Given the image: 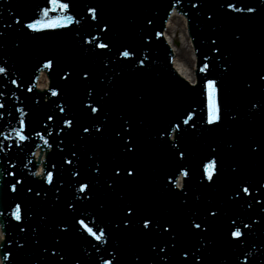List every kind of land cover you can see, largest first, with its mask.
Instances as JSON below:
<instances>
[{
    "label": "water",
    "instance_id": "1",
    "mask_svg": "<svg viewBox=\"0 0 264 264\" xmlns=\"http://www.w3.org/2000/svg\"><path fill=\"white\" fill-rule=\"evenodd\" d=\"M18 1L23 2V6ZM77 1L79 0H65L70 5L66 14L80 18L89 17L90 20L91 14L87 11L88 7L96 8L98 13V20H92L95 29L88 34L84 32L86 26L77 25L78 28L74 33L80 36L83 43L85 39L87 41L90 38V34L96 35L99 33L103 23L107 22V14L114 11L113 4L115 0H80V6L75 3ZM180 1L182 2L181 9L188 14L190 19L191 34L200 58L199 65L201 69L204 64L209 66L207 70L202 71L199 75L201 78L199 77L198 86H188V89L185 88L186 91L181 90V92L177 91L180 90L177 87L172 92L169 80L164 72H156L155 68L154 72L152 70L145 71V64L139 67L134 66L129 59L121 60L117 53L109 57L112 58L111 62L117 64L116 69L125 71V75L138 81L134 84V87L132 85L133 79L126 78L125 80V77H121L122 81L128 82L129 86L132 85L130 93L128 91L124 92V95L128 93V95H131V97L126 96V100L123 102L128 105L125 113L131 114V112L136 111L143 114L142 127L144 124H148L149 121L153 122L156 118L153 115L157 114L160 120L159 125L162 126L161 135L157 136L158 140L153 142L150 147L153 148L155 143L158 146H155V149L149 155L146 154L148 149H145L143 153H138L140 156L137 162L128 163V158L135 159L133 153L125 154L118 162L122 169L121 176L119 179V176L115 175L113 179L117 180V186L125 187L128 190V195L134 198L130 199L121 194L120 198L122 200L113 207L112 218L109 216L99 217L108 203L104 207L98 204L99 198H106V195L103 192H101L102 194L98 192L101 181H94L96 172L92 170L93 168H90V174L88 175L90 192L86 194L77 191L79 183L87 180L84 176L88 163L85 156L80 153L79 156L73 158V161L80 159L78 163L73 162L79 168L78 170L73 165H71V168L68 166L63 167L62 161L59 164V169L48 162L49 168L53 170L55 181L51 184H47V181H41V185L38 186V197H36L37 192L32 191L30 194L26 189L27 187L24 186L25 190H18L22 197H18V194L15 196L12 193L3 201L1 198L3 192L0 190V205L4 206L6 203H11V208L15 201L20 200L22 216V219L17 221L12 216L10 209L1 211V224L6 234V239L2 243V253L3 255L6 253L5 256L8 257L5 259L6 264H77V261H79V264H102V260H111L112 264H136L137 262L139 264H157L156 260L147 257L146 245L142 246L139 239L142 236V229L138 227V223H141L142 218L152 217L156 222L158 216H161L164 211L161 207L162 199L154 194V189L147 193V185L158 187L160 192L164 191V199L167 197L169 205L172 207V223L175 224L176 231L172 233L169 239L176 240L177 234L181 233V238L176 240V242L183 245L180 255L177 254L180 264H264V193L256 190V188L264 185V152L260 151V145L264 144V80H261V77H264V2L251 0L248 6L257 9L255 15L251 13L234 15L229 14L231 10L226 12L221 7V0ZM15 2L21 6L20 11H26L29 20L34 19L36 15L39 16L37 5L40 8L41 5H44L43 8L51 7L47 0H15ZM121 2L125 4L130 2L126 6V12L131 14V20L127 21L129 25L123 42H130L132 46L135 42H141L142 52L134 55V58L140 56L145 60L146 55H148L149 40L152 43L155 42L153 34L155 35L161 27L172 0H122ZM233 2H236V0H233ZM157 7H159L158 10ZM238 7H243V5L238 4ZM209 13L212 14L211 19ZM50 15L57 16L61 13L53 12ZM142 19L145 21L143 25ZM176 19L185 20L176 14L169 18L165 31L167 40L170 37L171 25ZM8 25V21L0 24L1 30H4L2 47L6 44L4 41L8 40ZM113 25V28L107 34V39L116 42V36L123 31V26L118 20ZM66 28L48 29L38 33L39 37L46 39L40 53L44 55L45 61H53V67L50 69L51 81L52 86L57 88L55 91L59 93V95L51 98L50 103L53 109L49 111L50 115L54 117L51 123H55L52 128L53 131H51L50 136L48 135L50 142L53 139L55 140L54 150H57L59 145H64L63 140L65 137L68 138L70 133L67 125L65 126L63 123L67 117V109L60 113V104H70L69 108L73 109L79 101L75 96L72 99V95L68 96L64 92L74 90L75 83L73 80L76 78L74 75L77 76L76 69L81 71L79 73L88 71V66L95 61L94 54L91 52V50L93 52L96 50L95 47L87 44L84 49L80 50L81 44L78 40L76 44H72V42H69L70 38L66 39L65 37L64 39L63 33L66 32ZM140 32H143L141 38H139ZM236 37H239V39ZM63 40L64 44L68 46V51L61 47L63 44L61 41ZM213 41H215V44H213ZM23 44H25V47L32 46L29 42ZM216 48H219L220 51L217 52ZM133 50L135 51L134 48H131L130 51ZM27 51H31V48H28ZM169 55V52L164 51L160 56L162 59L169 61ZM74 56L76 59L71 58ZM82 56H84L85 62L82 60ZM206 57L207 59H205ZM157 60L159 61V59ZM76 62L77 65L75 66L74 63ZM173 66L177 73L183 76L178 71V59L175 54ZM165 67L168 73H172L175 79H178L171 70L170 65ZM71 68L73 69L72 73ZM106 71L105 67L103 75H106ZM66 72L70 73L68 79L64 78ZM151 78L152 83L149 87L146 81ZM209 79L217 82L218 103L222 115V122L216 124V132L213 136L215 138L210 146L208 144L212 141L210 137L214 128L205 124V83ZM46 85L47 80L42 75L38 87H46ZM171 88L173 90V85ZM197 93L201 96L200 102H198ZM182 97H185L182 103L185 105L180 109L178 105ZM198 108L200 109L197 110ZM172 110H177L174 117L172 116ZM74 113L78 114L79 112L74 111ZM188 113H194V115L189 124L184 125L182 121L187 118ZM161 115L165 118L163 119ZM69 119L74 121L72 118ZM172 119H177V123H181V130L176 133L175 142L167 139L169 123L172 122ZM193 123L196 125L195 128L191 126ZM73 124L75 123L73 122ZM61 128L64 131H60ZM150 129L151 127L146 130ZM165 130L167 131L165 132ZM143 133L147 135V139L151 138L149 131H143ZM140 134L141 129L136 128L134 130V128H131L122 133V138L128 142V138L131 136L132 144L145 147V143L139 139ZM220 134L222 137H220ZM238 138L241 142L235 143ZM178 141H182V145L184 143L179 150L185 152V157L181 161L183 168L189 171L190 177L187 179L186 186L182 191L173 193L169 187H166L169 184L165 179L164 167L169 162L168 157L175 150L172 145L177 144ZM70 143L68 141L66 146L69 147ZM214 147L218 148L215 152L212 149ZM201 148L203 152L199 153ZM224 154H226L227 160L223 159ZM236 154L239 155V159L235 158ZM147 155L152 157L154 155V158H151L148 162ZM210 157L216 159L218 167V175L214 176L212 182L207 181L202 175L204 161ZM26 158L27 156L24 157V159ZM16 160H19V158H16ZM11 161L9 163L6 159L4 163L0 162V181L1 177L2 180L7 177L14 159H11ZM81 161L86 170L81 167ZM129 168L134 172L132 177L125 175L124 170ZM54 169L57 171H54ZM37 171H40L39 167ZM73 171H76L79 175L71 178ZM106 180L109 181L110 178H102V182ZM133 182H139V185L135 189L128 188V183ZM243 183H247L251 195L236 196V191ZM31 189L37 191L35 185ZM93 192L98 193L95 194L97 197L91 196ZM152 198L155 203L149 205L148 202ZM88 199L97 200L98 203L90 202L89 207V205L87 206ZM41 201L47 202L48 206ZM122 203L123 205L120 206ZM42 205L46 207V211L56 213L52 219L54 222L48 226V221H45L43 217L45 212L41 209ZM69 205H72V207H69ZM128 205L134 207L136 215L132 218L131 225L125 226L122 221L126 217V207ZM118 207L120 208L118 209ZM247 209L253 211L247 212ZM213 211L216 212L215 216L209 214ZM90 218H94L95 222L90 224ZM79 219H85V222L94 230H96L97 225L104 228L106 234L109 235L108 243L95 241L78 225L77 221ZM193 219L197 223L203 221L202 228L206 225L207 231L198 234L191 229L188 231L183 230V225H189ZM233 221H236L235 225H233ZM51 225H53L51 233L49 232L42 241L38 240V242L35 239L36 233L49 229ZM65 225H67V231H63ZM117 225H120V227H117ZM244 225H248V228H244ZM13 227H18L16 234L12 233ZM22 227H26V229ZM236 227L241 228L244 233L238 242L230 235V232L235 230ZM31 228H34V230L30 231ZM21 229H24V231H21ZM18 237H22L21 240L25 241L19 240L17 243ZM144 241L148 243V239H144ZM195 241L196 244H194ZM159 243L168 245L169 242L167 238L162 237ZM20 244L24 245L22 249L19 247ZM45 249H48V251L45 252ZM53 249H55L56 255L53 253ZM210 249L213 251L209 252ZM139 250L143 251L142 255L137 254ZM184 250L189 251L188 257L182 256ZM113 252L115 257L112 255ZM61 255L64 257L63 260L60 259ZM194 256H200V260L194 261ZM137 257H140V259L137 260Z\"/></svg>",
    "mask_w": 264,
    "mask_h": 264
},
{
    "label": "snow or ice",
    "instance_id": "2",
    "mask_svg": "<svg viewBox=\"0 0 264 264\" xmlns=\"http://www.w3.org/2000/svg\"><path fill=\"white\" fill-rule=\"evenodd\" d=\"M48 4L51 5V7H44L42 9H40V13H39V18L38 19H30L29 22L26 23V28L32 30L33 32H42L44 30H48V29H56V28H62V27H67L69 24L73 23L74 21V17L71 14H66L68 13L69 10V3L64 2V0H47ZM251 2V0H236V2H233V0H221V7L224 8V10L227 12L228 10H231V12L229 14H234V15H240L243 13H251L252 15H255L257 12L256 8L253 7H249V3ZM238 4H242L243 7H238ZM90 14H91V20L96 21L98 20V13H97V9L96 8H89L87 10ZM53 12H59L61 13V15H57V16H52L50 15V13ZM212 14L209 13V18L211 19ZM76 23H79V21H75ZM16 23H20L19 20L16 21ZM10 27V26H9ZM111 31V25L108 22H104L102 27L99 29V33L97 35H91L90 34V38L86 41V44L92 45L95 48H99V49H109L110 45H111V40L108 41V43H104V42H99L97 43L98 40H103V39H107V34ZM102 34V35H101ZM157 35H160V33H158ZM3 36V33H0V37ZM237 39H239V37H236ZM213 44H215V41H213ZM217 52L220 51L219 48L215 49ZM135 55V51H129L127 47H124V50L119 51V56L120 57H124V58H130L133 57ZM207 59V57L205 58ZM139 64L143 65L144 64V60L140 59L139 60ZM53 66V61L52 60H47L44 64L45 68H51ZM208 64H204L203 68L201 69V71L207 70L208 69ZM6 71L5 68L0 67V73H4ZM70 73L66 72L64 74V78L68 79ZM89 73L87 71L83 72V77L84 78H88ZM261 80H264V77H261ZM12 83H16V81H12ZM205 93H206V123L209 125H216L219 122H222V115H221V108L220 105L218 103V88H217V82L215 80H207L205 83ZM52 95H59V93L57 91H53ZM3 105H0V107H2ZM90 111L92 113H98L101 111L100 108L92 105L91 103H89L88 105ZM61 112L65 111V109L63 107H60L59 109ZM21 115L23 116V112L21 113ZM194 115V113H188L187 114V118L183 119L182 123L184 125L189 124V121L192 119V116ZM54 119L53 115H48L46 117L45 120V125H47L48 121H52ZM63 123L65 125H67L69 128H71L73 126V121L72 120H64ZM20 124H21V128L20 129H16V135L19 137L20 141H24L27 140L28 137L24 135L23 133V126L25 124L24 120L21 119L20 120ZM193 128L196 127V125L193 123L191 125ZM171 130L173 132H178L181 130V123H176L174 125H170ZM129 128H131V125H129ZM96 132L99 133L101 131V129L99 127H97ZM60 131H64L63 128L60 129ZM84 132H90L89 128H84L83 129ZM167 130H165L166 132ZM36 135L41 136V133H36ZM117 135H119V133H117ZM45 144H48L47 139L44 140ZM132 144V137L129 136L128 138V143L126 144V150L128 151H132L133 149L130 147V145ZM175 148H178L179 145L177 144H173L172 145ZM260 151L264 152V144L260 145ZM178 155L180 158H184L185 157V152L184 151H179ZM72 156H76V153L73 152ZM68 164H71L72 161L68 160L67 161ZM54 167V166H53ZM203 173L202 175L204 176V178L209 181L212 182L214 181V176L218 175V167H217V161L215 158H213L212 160H210L208 163L204 164L203 166ZM181 173L182 177H188L189 176V171L186 169H178ZM95 171L97 173H99L101 171L99 165H97ZM125 175H127L128 177H132L134 172L129 168V169H125ZM120 173V169L116 168L114 169V175H119ZM74 175H79V173H73ZM11 175L15 176V173H11ZM46 180L49 184L53 183V173L52 172H47L46 173ZM168 180L171 181L172 177L169 176ZM22 180H16L15 183L11 184V190L12 192H16L17 191V185L21 184ZM176 185L177 187L180 186V181L177 180L176 181ZM255 187V186H253ZM88 188L87 184H80V187L77 189L78 192H84L85 189ZM256 190L258 192L264 193V185H261L260 187L256 188ZM29 192L32 191L31 188L28 189ZM242 194L244 195H251L250 192V188L247 185V183H243L241 184V186L239 187V189L236 191L235 195L236 196H241ZM36 195H39V193H36ZM58 199V197H57ZM69 207H72V205H69ZM249 207H251V205H249ZM211 216H215L216 212H210L209 213ZM136 215L135 209L132 205H128L126 207V217L125 219L122 221V224L125 226H130L132 223V218ZM12 216L15 218V220L20 221L22 219L21 216V205L19 203L15 204V208L14 211L12 212ZM93 223L94 218H93ZM78 225L80 227H82L92 238H94L95 241H102L103 243H108L109 240V235L106 234L105 229L102 227H99L97 225L96 230L93 229V227H90L88 223L85 222V219H79L77 221ZM233 225L236 224V221L232 222ZM202 224H204L203 221H201L200 223H197L195 219L191 220L189 223V227L193 232H196L198 234H202L203 232L207 231V226L205 225L202 228ZM117 227H120V225H117ZM141 227L142 230L145 231L146 233H150L153 232L154 230H157L161 236H171L172 233H174L176 231V226L174 223H172L171 221H162V222H155L154 219L152 217H143L141 220ZM244 228H248V225H244ZM67 225L64 226L63 231H67ZM21 231H24V229H21ZM231 237L235 238L236 241L238 242L239 239L244 235V233L241 231V228L236 227L235 230L230 232ZM174 238V237H173ZM0 239H2V237H0ZM173 247H175V245H172ZM19 247L22 249L24 247L23 244H20ZM154 249H158L157 251V255L159 257V259L163 262L167 259V253L165 252V248L160 247L157 244L153 245ZM99 249L97 248V251ZM45 252L48 251V249L44 250ZM53 253H55V249H53ZM160 253H165L163 256H160ZM113 257H115V253H112ZM183 255L184 257H188L189 256V251L188 250H184L183 251ZM8 257L5 256V259H7ZM60 259L63 260L64 257L61 255ZM140 257H137V260H139ZM193 260H200V256H194ZM77 264H79V261H77ZM102 264H112L111 260H102Z\"/></svg>",
    "mask_w": 264,
    "mask_h": 264
},
{
    "label": "bare ground",
    "instance_id": "3",
    "mask_svg": "<svg viewBox=\"0 0 264 264\" xmlns=\"http://www.w3.org/2000/svg\"><path fill=\"white\" fill-rule=\"evenodd\" d=\"M179 33V37H181L180 44L178 42L177 50L174 48L173 52L178 59V71L183 75L190 82L195 81V76L192 71V67L194 66V54L193 48L190 43L189 38L186 35V27H185V20L176 19L172 25L170 30V37L168 42L175 46L177 44L176 36ZM0 237L2 235L0 234Z\"/></svg>",
    "mask_w": 264,
    "mask_h": 264
},
{
    "label": "rangeland",
    "instance_id": "4",
    "mask_svg": "<svg viewBox=\"0 0 264 264\" xmlns=\"http://www.w3.org/2000/svg\"><path fill=\"white\" fill-rule=\"evenodd\" d=\"M180 35H179V33L177 34V36H176V39H177V44H175V49L177 50V46H178V42H179V44H180V41H181V37H179ZM177 45V46H176Z\"/></svg>",
    "mask_w": 264,
    "mask_h": 264
}]
</instances>
